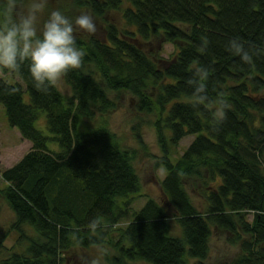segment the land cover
I'll use <instances>...</instances> for the list:
<instances>
[{"label":"trees","instance_id":"obj_1","mask_svg":"<svg viewBox=\"0 0 264 264\" xmlns=\"http://www.w3.org/2000/svg\"><path fill=\"white\" fill-rule=\"evenodd\" d=\"M73 1L102 19L105 36H76L85 55L64 77L70 97L37 90L27 62L2 67L20 81L0 78V102L32 148L0 173V196L16 218L10 230L18 233L17 244L28 243L0 264H67L66 252L76 246L112 247L111 264H189L187 250L194 264H204L213 228L241 247L221 264H264V0ZM111 11L127 27L110 21ZM236 37L252 53L250 63L226 50ZM153 38L177 49L162 67L158 55L142 48ZM194 66L209 70L203 99L186 84ZM113 91L132 94L139 111L159 113L158 164L167 172L161 188L176 211L179 235L156 200L135 209L141 184L134 155L103 118L115 108ZM221 99L228 108L216 122ZM41 112L51 136L35 126ZM189 135L194 139L173 158L171 147ZM52 141L58 151L49 148ZM187 182L204 204L193 202ZM93 220L101 222L96 231Z\"/></svg>","mask_w":264,"mask_h":264},{"label":"rangeland","instance_id":"obj_2","mask_svg":"<svg viewBox=\"0 0 264 264\" xmlns=\"http://www.w3.org/2000/svg\"><path fill=\"white\" fill-rule=\"evenodd\" d=\"M28 0L18 1V13L23 14L26 10ZM52 10H60L70 19L87 12L90 13L97 25L98 36H105L104 24L102 19L96 17L87 9L77 8L73 0H47L45 11L40 16V26L47 19L48 13ZM107 18L117 26L127 27L123 21L122 14L119 11H111L107 13ZM3 21L0 18V24ZM89 35L85 32H77L75 36ZM142 48L149 54L158 55L161 58L160 66L165 61L173 59L177 49L172 43H165L157 38L144 42ZM2 67H0V78L5 76L8 80H18L10 72L4 75ZM62 94L66 97L72 95V89L65 79L62 82ZM28 98V94L25 95ZM110 97L115 102V108L103 115L107 125L115 134L119 146L124 150L133 153V165L139 175L141 189L139 196L135 200V209L139 210L146 203L148 198H152L159 202L170 216L172 231L174 234H180L181 229L175 219V209L166 198L162 188L161 181L166 176V170L158 163L163 153L159 144L156 121L158 120V111L142 112L137 109V99L127 91L111 92ZM100 114L97 115V121H100ZM91 122L94 125L95 122ZM35 126L44 134L51 136L52 134L47 127V116L45 112H41ZM194 135H189L182 139L177 146L171 147L173 158L179 157L194 139ZM141 140V141H140ZM32 148V143L24 139L18 128L10 125L4 105L0 102V173L1 171L14 166L23 156ZM50 149L58 151L60 149L57 142L49 143ZM188 192L194 203L201 206L205 203V199L199 194L197 189L187 182ZM252 217L251 215L249 216ZM15 214L10 209L4 198L0 196V238L5 236L4 243L0 244V260L8 256L12 251L23 252L26 250L28 243L18 242V233L10 230L11 225L15 221ZM29 235H34L30 227H26ZM115 251L110 246H93L90 248H82L79 246L71 248L66 252L67 264H111L109 257L114 255ZM241 253V247L232 244L229 240V234L226 231L213 228L210 239L209 255L204 264H221L231 261ZM185 259L189 264L197 263V259L190 257L188 250L185 252ZM134 264H151L146 261H136Z\"/></svg>","mask_w":264,"mask_h":264},{"label":"clouds","instance_id":"obj_3","mask_svg":"<svg viewBox=\"0 0 264 264\" xmlns=\"http://www.w3.org/2000/svg\"><path fill=\"white\" fill-rule=\"evenodd\" d=\"M47 0H28L23 14L18 13V0H0V67L15 70L27 62L33 86L42 92L55 88L62 90L64 77L72 70L79 69L85 55L77 47V32L94 35L97 25L90 13L84 12L70 19L60 10H52L40 26V16L45 11ZM226 50L250 63L252 53L238 38L226 44ZM209 70L204 66H194L186 84L193 94L201 99L206 92ZM215 110L213 120L221 122L226 116L228 104L224 99ZM92 231L101 227L99 220H93Z\"/></svg>","mask_w":264,"mask_h":264}]
</instances>
